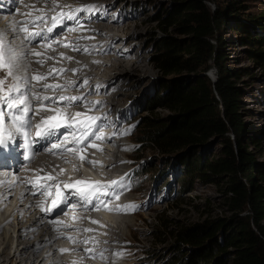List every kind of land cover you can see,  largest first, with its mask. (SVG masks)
I'll return each mask as SVG.
<instances>
[{"label": "rangeland", "instance_id": "1", "mask_svg": "<svg viewBox=\"0 0 264 264\" xmlns=\"http://www.w3.org/2000/svg\"><path fill=\"white\" fill-rule=\"evenodd\" d=\"M6 1L7 0H2V2H4L5 4L7 3ZM218 1L219 5L222 7L229 2L237 1V6H240L241 9L238 14L241 16H245L244 19H254L255 17L259 16H262L264 18V0ZM11 2H13L14 5L12 3L9 6L10 10L13 11V7L17 5L19 8L14 11L18 12V14L23 15V17L18 16V18L20 19L19 24H21V26H27L30 31H35L36 29L33 28L31 23H26L24 25L22 22H28L31 19L27 16V13L32 11L29 5L35 4L36 7H42L43 5H41V0H11ZM67 2L68 0H59L60 4H67ZM92 3L98 4L95 9L77 13L79 25H77L76 21L66 20V23L60 26L61 30L59 32L55 31L51 34H47V40L41 39L39 37L34 40H29V42H33L36 44L28 46L27 49L30 52L35 47L39 48V45L45 46L46 43L51 42L53 38L55 40L65 41V37L67 35L72 36L73 39L65 42L66 44L70 45L68 47H65L62 44H53V58L46 59L45 63L42 64L44 66L39 65L37 66V68L40 72L42 71L48 74L49 70L45 68L50 64H53L51 65V69H55L57 71L53 72L61 73V76H55L54 80L56 79V82L61 81V84L66 85H69L68 83L71 79L67 80L66 78V81L64 82L62 80L65 79V77L63 76V71L66 68L69 69L70 66L71 68H75V72L72 70L70 72V70L68 69L66 70V72H69L72 77L73 75L76 76V72L78 71H80L81 74H87L92 77L89 79L94 81V83L96 84V89L90 92L92 88L91 85L88 86L89 83H81V89H75L76 93L74 92V95L80 92L81 95H85L91 101L94 100L96 104L98 103L94 112L98 114L99 117L98 126L100 131L102 132L101 136H103L104 138L107 137L108 141L106 142L102 139L101 146H105V149L101 148V153L97 154L96 160L98 161V167L96 165V168H103L107 163L109 164L110 162V167L105 170L107 174L102 172V174L107 178L111 177L114 172L120 170H115V149L118 145L117 143L122 141V139H125L128 145L127 151L129 152L126 155V158L122 160L121 166L123 168L121 169V173L122 171H127L128 174L125 179L119 183L118 186L106 190L108 195L104 198V201L109 205H113L109 207L107 211L110 213L109 215L116 217V222L108 225V223H104V219L102 217L103 215L97 216L95 217V221H97L98 223H94L91 225L95 228L92 227L91 229H93V232L91 231L89 233L86 232L84 227L82 226L90 225L89 223L87 224L86 221L90 220L89 218H93L92 214L91 217H89L88 215L83 216L81 214L79 223H77L76 225V235L74 232H69L70 234H72L71 237L74 239H69L67 243H65L66 241L59 240V242L56 240L51 246V250H53V248L57 246L56 252L58 255L63 256V254H65L64 252H66L68 260L71 263L76 261V264H167L168 260L173 256V253L175 252V241L173 238V234L176 230L183 226L199 223L203 220H226L229 218L231 212L229 211L225 203L226 196L224 195L226 178L224 175H221L216 179L212 178L214 179V181H205V178L203 177L183 178L184 171H182L181 167L178 165L179 161H177V157L175 154H161L151 147H147L146 145H137L132 141V139L137 137L138 135L137 133L139 130V122L143 117L152 115L163 118L168 113L163 109H156L152 111L151 114L146 111V101L151 95L154 94L155 90L157 89V82L160 79L166 81L175 76L169 75L167 77H163L155 70L151 63V58L156 53L157 40L161 37V30L158 27L157 17L160 16L163 9L166 7L167 0H93ZM205 5L210 11H213L216 8V4L212 2H206ZM1 9L2 8H0V10ZM59 11L60 10L57 9V12ZM52 14L53 13L49 12L48 16H51ZM91 14L93 15L92 18L101 16V18H103V21L107 22L116 20L115 24H118L115 26H122L121 28L123 29L119 30V32L116 31L118 29H115L113 31L111 30V37L110 35L109 37H100L102 41H97V38H95L93 35L86 37V35H88L89 33V29L86 27V23H84L82 20L86 19L88 15ZM12 15H15V13H13ZM36 15L37 14L35 12L32 13L33 17H35ZM3 17L8 18L9 14L3 15ZM94 22L95 23L90 21L89 24H97L96 21ZM104 23L105 22H103V25L105 26L106 24ZM16 24L18 23L16 22ZM6 26L12 27L13 23L8 21ZM73 27H78V32L80 34L77 31H70V29ZM83 28L88 31L83 32ZM262 31V37H264V27L262 28ZM167 34H172V31H167ZM218 34L219 39L223 42V52L226 54V59L223 60V64L228 69L236 70V73L239 76L238 79L234 81L233 86L239 92V113L240 120L243 126L241 132V142L244 143L246 151L250 153V156L253 158V174L255 176L254 179L256 183L259 185H264V67L258 66L253 60L248 58L247 51L250 49V47L246 45H240L238 43V35L231 29V27H229V25L224 27ZM173 37H175V39H177L178 41L184 39V36L178 37L173 35ZM89 38L90 40H88ZM83 41L85 43L87 42L88 45L96 44L97 49L93 50V52L96 53L92 55V57L93 59L98 58L95 60L97 62L96 66H98L99 68L89 67L90 63L87 61V55L85 53H78V55H76V53L69 50V47H71V45L79 46V48L87 45ZM132 47L134 48L133 52L131 54L128 53L127 55H125L126 52H128ZM104 49H106L107 53L108 51L115 49V52H117V54L112 56L114 58H122L123 62L120 68H124L126 70L124 72V75L118 77V81L116 79L114 86L107 91L101 89L102 87L97 84L111 74V69H109V66L111 64L113 65V61L106 60L108 57L103 56L107 53H99V51H102ZM260 50L264 51V45ZM56 53L58 54L57 56ZM60 53H63L65 57H69L67 53L75 54V56H73L74 61L72 62V59L71 61L67 59L66 62L68 63H63L64 57L59 55ZM110 53L108 54V56L110 55ZM41 58L42 57H40V59ZM81 58L83 59V62H81ZM135 58L138 59V61L135 60ZM74 62L76 63L74 64ZM103 62L105 63L103 64ZM55 64H58L57 68L54 67ZM97 64H100L102 66ZM83 65H87V68ZM61 66L65 67L63 71H59V67ZM209 66L210 67L207 69V71L202 73L201 75L206 76L209 82L213 83L216 79V71L211 63H209ZM78 67H81V70H79ZM114 71L118 72V69H115ZM28 72L30 73L31 70H28ZM115 72H113V74ZM107 73L109 75H107ZM96 78L98 79L96 80ZM54 80L52 79V81ZM39 87L41 86L36 85L35 91H37ZM46 91L50 93L49 89L40 91V93H43L42 95H44ZM71 91L72 89L67 88V86H63L59 90V93L63 96H67V93ZM73 104H76V102H73ZM73 108L76 107L72 106L71 109L73 110ZM65 110H70V107H66ZM107 111V119L105 120L104 115L107 113ZM106 148L108 149L106 150ZM91 149L95 150L94 148ZM91 149L88 150V156ZM220 149L221 144L219 139L211 138L201 147H198L196 149V155L201 157L202 160H214L219 154ZM41 155L42 154H40L39 152L35 153L31 165L32 169L29 171V173H51L55 175L54 173H57L59 171L57 175H55L58 176L55 180L56 183L63 180L64 178L65 180L68 178H66V175L63 174L64 172H61L60 170L57 171L59 167L54 164L52 159H54L56 163L57 160L53 156L51 157V161L55 166L53 164H47L49 162L45 163L44 165L37 164V162L35 161ZM75 156L77 155L75 154ZM75 156H68L69 158L66 156L67 160L63 159L64 163L62 167L64 169H66L67 167L66 170L70 169V171L73 173L70 174L71 176L78 177L79 172L82 168H80L79 163H75ZM188 159H192V156H189ZM41 169H43V171L38 172V170ZM8 175L9 174H6L5 176ZM98 175L100 174L98 173ZM10 176L11 175H9V178ZM12 177L14 178V176H11V179H13ZM119 177L120 174L116 178ZM68 180L69 179L66 180L67 183ZM34 190L35 189H33V192ZM117 195L119 196L118 199L116 198ZM32 197H36V207L40 210L41 215L44 216L39 206L41 203L40 199L38 198V196H34V194L32 195ZM127 197L133 198L132 201L128 202ZM123 199H127V201L126 204H122L121 209L126 208L123 213H125L126 211V215L130 217L129 220L131 221V226L130 228H128V230L124 231V235L122 238L123 242L118 240L119 242H121V246H119V249L116 246L117 243L114 242V240L118 238V234L115 231L116 229H114L115 232H112L110 228H117V226H119V222H121V218L123 217L122 219H124V215L114 213L120 210V207L119 209L117 208V204L118 206H120L119 202H122ZM115 200L120 201L115 204ZM45 201L46 197L44 198V202ZM81 203L84 212L90 213L88 212L89 210H87V206L83 204V202ZM21 204L23 205V203ZM14 205L15 199H13L12 197H8V200L4 201V203L2 202V204L0 205V213L3 212L6 215L10 214L14 210ZM94 205L95 204H93V206ZM130 205H134V207H126ZM94 210L95 208L92 210V213L94 212ZM240 215L244 216L245 212L240 213ZM86 216L89 218L86 219ZM20 218L21 216L18 217V219ZM124 222H126V220ZM51 223L55 225V223H53L52 221ZM15 226L10 224L9 226H3V228L8 232L9 237L8 244L4 246L6 248L5 251L9 252V250L12 248V246L10 245L11 242H13L12 252L15 248H22L20 246V243L19 245H17L18 241L16 236V228H18L19 226ZM13 232H15V234ZM61 232L64 231L61 230ZM1 233L2 230H0V243ZM21 240L23 244H27L28 242V244H30V241L34 240V238ZM85 240H88V242L83 243V241ZM111 241L113 242L111 243ZM68 242L70 244L69 247L71 246L70 248H67ZM89 245L91 246L90 249L92 251L90 253H85V249H88L87 247ZM62 247H66L67 249ZM184 248L186 250L185 246ZM0 249V251H2L4 249L3 246H0ZM100 253H103V257H106V259L101 258ZM118 253H121L122 255H117ZM1 257L5 256L0 255V258Z\"/></svg>", "mask_w": 264, "mask_h": 264}, {"label": "trees", "instance_id": "2", "mask_svg": "<svg viewBox=\"0 0 264 264\" xmlns=\"http://www.w3.org/2000/svg\"><path fill=\"white\" fill-rule=\"evenodd\" d=\"M217 1L167 0L157 15L161 37L151 63L163 77L175 76L157 82L146 101V111L168 113L163 118L143 117L138 135L132 139L158 153L175 154L183 178H226L229 218L203 220L176 230L175 252L167 264H264V185L256 183L253 158L241 142L239 92L233 86L239 76L223 64L226 54L218 36L229 25L237 33L238 43L250 47L248 58L264 67V51L260 50L264 18L246 20L238 14L237 1L223 7ZM206 2L216 8L210 11ZM173 35L184 39L178 41ZM209 63L216 71L213 83L201 75ZM211 138L219 139V154L214 160H202L196 149Z\"/></svg>", "mask_w": 264, "mask_h": 264}, {"label": "snow or ice", "instance_id": "3", "mask_svg": "<svg viewBox=\"0 0 264 264\" xmlns=\"http://www.w3.org/2000/svg\"><path fill=\"white\" fill-rule=\"evenodd\" d=\"M42 7H36L35 4L29 5L32 11L27 13V16L31 19L26 23H31L35 31H30L27 26H22L19 28H0V156L11 155L6 150L9 148V145L13 143L17 136L22 139L20 147L25 150L23 159L29 160L34 157L35 152H30L32 148V141H29L27 138L31 135L29 129H35V137L41 139L55 140L57 138V133L62 128H75L81 132V138H87L88 135H93L96 140H101L104 137L96 134L95 132H90L89 130L93 128L96 123L97 118L87 114L88 111H91L90 108H87L86 111H76L74 113H68L65 111V108L68 106H75L77 108L81 107L83 100H86L87 97L80 96H60L58 99L60 101H67V104L61 108L55 106V100L48 96L42 95L40 92H36L34 89L36 85L32 84L33 80L37 82L44 81L41 85L44 89H49L55 91L56 89L62 88L61 85H52L47 83L48 76L52 74L55 69H49L47 75L37 74L32 75L28 72V65L25 63L28 58V51L23 48V42L20 45L14 44L16 31H22L26 33L24 39L34 40L37 37L47 40V34L53 33L57 27L63 25L64 21L72 20L76 21L79 25V20L77 19V13L91 11L95 9V5H85V6H73L71 4H60L59 0H41ZM57 9L60 11L57 12ZM35 12L37 15L32 16V13ZM53 13L51 16H48V13ZM47 17V19H46ZM70 31H79L78 27H73ZM53 44H62L65 47L70 46L66 44L64 40H55L54 38L51 42L46 43L45 47L47 49L52 48ZM74 51H85L88 49H81L75 45H71ZM31 55L42 57L37 63L43 64L46 59H52V57H45L44 53L36 51L35 48L31 50ZM65 59L71 60L72 57H65L63 53H60ZM63 71V70H60ZM75 71V70H73ZM87 84V80L83 82ZM33 101L39 102V108L37 109L33 105ZM43 101H51V104L45 105ZM80 101V104H73V102ZM33 112L34 116H40L39 122L33 124V117H29L28 113ZM51 113L49 115L41 116V113ZM6 121L8 122L6 125ZM98 132V129H97ZM73 141L75 143H80V138L76 137L75 132H72ZM68 142V138L64 137L59 143L53 142L51 147L47 149L49 152L54 150L61 149L65 147V144ZM95 146V145H93ZM71 151V150H69ZM83 160L84 157H81ZM90 163H98L92 162ZM28 170L27 168L25 169ZM43 171V169L39 170ZM61 172H64L65 169H61ZM15 179H5L0 180V186L8 184L9 187L15 186ZM41 179L44 180L41 183ZM56 180L55 176L48 174L44 178H28L24 181L26 184H32L33 188L37 191H40L41 195L47 199H51V207H45V202L40 203L41 211L51 212L55 208H59L61 204H68L70 197H77L80 202L87 205L92 203L93 199H98L99 195L103 193L108 195L104 191L99 181H87V180H78L72 184L66 182H59L56 184H48L47 181ZM119 181L113 180L110 181L108 186H118ZM61 184L64 189H75V191H70L65 194L61 189ZM31 190V189H30ZM118 199L119 196L117 195ZM2 202V201H0ZM106 206V205H105ZM75 209V204L72 205ZM94 207H96L94 205ZM120 206H117L119 209ZM134 207V205L126 206ZM98 210V208H97ZM77 217H73L76 219ZM93 223H98L97 221H92ZM53 223H60L59 221H53ZM68 227V225H66ZM2 230V226H0ZM85 231L91 232L93 229H85ZM69 239H74L69 237ZM85 240L83 243H87ZM63 251V250H62ZM91 249H85V252H91ZM117 255H122L118 253ZM101 258L103 253H100ZM76 264V262H73Z\"/></svg>", "mask_w": 264, "mask_h": 264}, {"label": "bare ground", "instance_id": "4", "mask_svg": "<svg viewBox=\"0 0 264 264\" xmlns=\"http://www.w3.org/2000/svg\"><path fill=\"white\" fill-rule=\"evenodd\" d=\"M15 1V0H14ZM26 1H28V0H26ZM93 2V0H68V2H67V4H71V5H73L74 7L75 6H85V5H95L96 3H92ZM7 2V5L6 6H4V5H2L0 8H2L1 10H0V28H4V27H7L6 26V24L8 23V21H10V22H12L13 23V26L12 27H7V28H9V29H11V28H19V27H22L21 26V24H19V21H20V19L18 18V16H20V17H23V15H21V14H18V12H15L14 10H16L17 8H19L17 5L15 6V7H13V11L12 10H10V8H9V6L13 3V2H11V0H7L6 1ZM31 2V1H30ZM25 3V2H24ZM29 3V2H28ZM39 4V3H38ZM103 4V3H102ZM13 5H14V3H13ZM37 5V4H36ZM41 5H42V3H41ZM98 4H96L95 6H97ZM25 6V5H24ZM26 7H28V6H26ZM39 7V6H38ZM104 8V7H103ZM25 9V8H24ZM86 12V11H85ZM13 13H15V15H12ZM5 14H9V17L7 18V17H3V15H5ZM92 14L91 15H88V17L86 18V19H84V20H82L84 23H86V27L89 29V33H88V35H86V37L88 36H94L95 38H97V41H102L101 39H100V37H109V35L111 34V30L113 31V30H115V29H118V30H116L117 32H119V30H121V29H123V28H121L122 26H115V25H117V24H115L116 23V20L115 21H103V18H101V16H99V17H96V18H92ZM2 20V21H1ZM90 21H92L93 23H95L94 21H96V23L97 24H92V23H90L89 24V22ZM16 22L18 23V24H16ZM103 22H105L104 24H106L105 26L103 25ZM24 25L26 24V22H22ZM11 24V23H10ZM89 24V25H88ZM83 25H85V24H83ZM120 27V28H119ZM81 28V27H80ZM86 28V29H87ZM84 30H83V32H87L86 30H85V28H83ZM61 30V28H60V26L59 27H57L56 28V30L55 31H57V32H59ZM81 30V29H80ZM54 31V32H55ZM78 32V31H77ZM79 33V32H78ZM113 33V32H112ZM55 34V33H54ZM77 34V33H76ZM80 34V33H79ZM13 35H15V40H13V43L14 44H17V45H20L22 42H23V40H24V37L26 36V33H23L22 31H16L15 33H13ZM85 35V34H84ZM77 36H79V35H77ZM82 36V35H81ZM131 36V35H130ZM110 37H111V35H110ZM120 37V36H119ZM71 39H73L72 38V36H70V35H67L66 37H65V42H68L69 40H71ZM106 39V38H105ZM110 39V38H109ZM117 39V38H116ZM115 39V40H116ZM88 40H90V38L88 39ZM77 41V40H76ZM84 42V41H83ZM80 43V42H79ZM85 43V42H84ZM83 43V44H84ZM91 43V42H90ZM32 44H36V43H33V42H29V40H24V44L22 45L23 46V48L24 49H26L27 51H28V58H27V61H25V63L28 65V70H31V72H30V74H44V75H47L45 72H40L39 70H38V68H37V66H39V65H41V66H44V65H42V64H40V63H37V61L38 60H40V57H35V56H33V55H31V51L29 52V50L27 49V47L28 46H31ZM85 44H87V42L85 43ZM98 45V44H97ZM76 47H79V46H76ZM97 46H96V44H87V45H85V46H82L81 47V49H84V48H86V49H88V51L87 52H85V51H83V50H81V51H74L73 49H72V47H69L70 49L69 50H71V51H73L74 53H76V55H78V53L79 54H83V53H85L87 56H86V59H87V61L90 63V66L89 67H91V68H99L98 66H96V60L95 59H98V58H95V59H93V57H92V55H94L95 53L93 52V50L94 49H97L96 48ZM99 48V47H98ZM101 48V47H100ZM102 49V48H101ZM100 49V50H101ZM35 50L36 51H39V52H41V53H44V55L46 56V57H52L53 58V55H54V53L52 52V49H47L45 46H42V45H39V48H37V47H35ZM133 50H134V48L132 47L128 52H126V54L125 55H127L128 53L129 54H131L132 52H133ZM112 51V52H111ZM111 51H108V53L106 52V49H104V50H102V51H99V53H101V54H103V53H107V54H104L103 56L104 57H108L106 60H111V61H113L112 63H113V65L111 64L110 66H109V69H111L110 71V75L107 73V75H109L108 77H106L104 80H102V81H100V82H98L97 84H99L102 88L101 89H103V90H105V91H107L108 89H111V87H113L114 86V84H115V81H116V79H117V81H118V77H120V76H122V75H124V72L126 71L124 68H120L121 66H122V62H123V60H122V58H114L112 55H115V54H117V52H115V49H113V50H111ZM57 52V51H56ZM111 52V53H110ZM58 53V52H57ZM56 53V56L58 55ZM110 53V55L108 56V54ZM118 53H120V52H118ZM123 54V53H122ZM60 55V54H59ZM66 55V54H65ZM67 55L69 56V57H72V62L74 61V59H73V56H75V54H69V53H67ZM120 55V54H119ZM117 57V56H116ZM122 57V56H121ZM78 58V57H77ZM124 58V57H123ZM64 59V61H63V63L64 62H66V60L67 59H65V58H63ZM82 59V58H81ZM135 60H137L138 61V59H136L135 58ZM134 60V61H135ZM71 61V60H70ZM86 61V62H87ZM54 62V61H53ZM71 62V63H72ZM81 62H83V59H82V61ZM66 63H68V62H66ZM76 62H74V64H75ZM85 63V62H84ZM88 63V64H89ZM101 63V62H100ZM105 62H103V64H104ZM86 64V63H85ZM51 65H53V64H50L49 66H47L45 69H51ZM58 64H55V66L54 67H58L57 66ZM97 65H100V64H97ZM128 65V64H127ZM79 66V65H78ZM84 66V65H83ZM100 66H102V65H100ZM104 66H106V65H104ZM84 67H86L87 68V65L86 66H84ZM83 67V68H84ZM79 68V70H81L80 68L81 67H78ZM63 70V69H65V67H59V71L60 70ZM68 68H66L64 71H63V73L66 75H64L63 74V76L65 77V79H62L64 82L66 81V78H67V80H70V82L68 83L69 85H67L68 86V88H70V89H72V91L71 92H69V93H67L68 95L67 96H76V94L74 95V92H75V89H81V83H83L85 80H88V82L87 83H89L88 84V86L89 85H91V90H90V92H92L94 89H96L95 87H96V84L94 83V81H92V80H90L89 78H92L90 75H87V74H81V72L80 71H78V72H76L77 73V75L75 76V75H73V77H72V75L71 74H69V72L67 73L66 72V70H67ZM115 69H118V72H115L114 70ZM68 70H70V72H71V70L73 71V70H75V68H71V66H70V68L68 69ZM83 70V69H82ZM95 71V70H94ZM40 72V73H39ZM57 72V71H56ZM75 72V71H74ZM90 72V71H89ZM97 72V71H96ZM113 72H115L114 74H113ZM73 74H75V73H73ZM89 74V73H88ZM101 74H102V71H101ZM61 76V73H59L58 72V75H55V72H52V74L48 77V79H47V83L48 84H52V85H56V84H58V85H61V86H66V85H64V84H61L62 82L60 81V82H56V80L55 81H52V79L54 80V77L55 76ZM92 75V74H91ZM97 75V74H96ZM99 75V74H98ZM104 78V77H103ZM98 78H96V80H97ZM102 79V78H101ZM100 79V80H101ZM58 80V79H57ZM60 80H61V78H60ZM44 83V81H40V82H37L36 80H33L32 81V84L33 85H42ZM83 85V84H82ZM42 89V90H41ZM65 89V88H64ZM74 89V90H73ZM35 90V89H34ZM43 90H45L44 88H42V87H39L38 89H37V91L36 92H40V91H43ZM68 90V89H67ZM87 90V89H86ZM48 91V90H47ZM45 92L44 93V95H48V96H50V97H52L54 100H55V102L57 103V96L56 95H53V94H51V93H48V92ZM99 91V90H98ZM85 92H88V91H85ZM95 92V91H94ZM114 92V91H113ZM76 93V92H75ZM100 93V92H99ZM109 93V92H108ZM43 94V93H42ZM86 94V93H85ZM66 95V94H65ZM77 95H80V97H84L85 95H81L80 94V92L79 93H77ZM105 95V94H104ZM63 96V95H62ZM106 99V98H105ZM111 99V98H110ZM112 100V99H111ZM107 101V100H106ZM44 102V101H43ZM79 102L80 101H76V104H79ZM55 103V104H56ZM101 103V102H100ZM67 104V101H63V103H62V106H65ZM98 104V103H97ZM97 104H96V106H97ZM105 104V103H104ZM33 105L34 106H37V105H39V102H37V101H33ZM113 105V104H112ZM81 106H83V105H81ZM102 106V105H101ZM111 106V105H110ZM112 110H113V108H112ZM73 113L74 112H76V111H83V110H81V109H78V108H73ZM89 112V111H88ZM87 112V113H88ZM48 115L50 114V113H47ZM107 114H108V111H107V113L104 115L105 116V120L107 119ZM102 118V117H101ZM34 120L36 121V120H38V118H34ZM7 122V121H6ZM107 126V125H106ZM115 133V132H114ZM124 134V133H123ZM123 136V135H122ZM127 136V135H126ZM107 138V137H106ZM106 138H103V140H105L106 142L108 141V138H107V140H106ZM121 138V137H120ZM115 143H116V141H115ZM114 143V144H115ZM118 144V145H117ZM116 145V154H115V156L116 157H114L115 159H114V165L116 166V168H115V170H117V169H120V170H118V171H116L114 174H113V178H112V180H117V179H119V178H116V177H118L119 176V174H121V169L123 168L121 165V163H122V160H124V158H126V155L128 154V152L129 151H127V143H126V140L124 139H122V141H120L119 143H117ZM102 147V149L105 147V146H101ZM102 149H101V151H102ZM105 149V148H104ZM108 148H106V150H107ZM101 151H95L96 153H93V152H90V154H89V156H87V157H84V159L82 160L81 158H79V157H77L76 158V156H75V158H76V162L75 163H79V165H80V168H82L81 169V172H79V176L81 175V173L83 172V173H85L86 174V176L87 175H89L90 176V178H95V175H93L89 170L91 169V168H93V166L94 165H97V167H98V163H90V161H92V162H98L96 159H97V155L96 154H100L101 153ZM109 151V150H108ZM99 152V153H98ZM37 153V152H36ZM108 153H110V152H108ZM107 153V154H108ZM77 156H81V154H78V153H75ZM106 154V153H105ZM114 154V153H113ZM108 156V155H107ZM52 156H48V155H41L40 157H38V159H37V157H36V161L35 162H37V164H40V165H44L45 163H47V162H49V163H47V164H53V162L54 163H56V161L54 160V159H52L51 158ZM68 157V156H67ZM67 157L66 156H64L63 158H60L59 156H56V157H54V158H56V160H57V165H58V167H59V170H61V169H64L62 166H63V161L64 160H67ZM99 157V156H98ZM106 157V156H105ZM0 158H1V156H0ZM69 158V157H68ZM51 159L53 160V162L51 161ZM64 159V160H63ZM71 160V159H70ZM78 161V162H77ZM106 161H111V160H106ZM66 162V161H65ZM104 162H105V160H104ZM110 162H109V164L107 163L106 164V166H104L103 168H101V170H102V172H104L105 174H107L106 173V171L105 170H107L109 167H110ZM32 161L29 163V165H24L23 167H22V170H21V172L20 173H17L16 172V170H17V167H15L14 168V171H13V174H14V176L15 177H18L19 179L18 180H16V182H15V186H13V187H9V185L8 184H4V185H2V186H0V201H2L3 203H4V201H6V200H8V197H12L13 199H15V205H14V210L10 213V214H8V215H6V214H4L3 212H1L0 213V226H2V233H1V243H0V246H3V250L2 251H0V255H4L5 257H1L0 258V264H73V263H71L69 260H68V258H67V256H66V253L65 254H63V256H60V255H58L57 254V246H55V248H53V250H51L52 248H51V246L53 245V243L57 240V241H59V240H62V241H66L65 243H67V241H69V236L71 237L72 236V234H70L69 232L71 231V233L72 232H74L75 233V235H76V232H77V223H79V221H76L75 223L71 220V219H73V217H70V213L72 212V210H70V209H67V212H69V214L66 212V215H65V218L64 219H62V221H59L60 223H55V225L54 224H52L51 223V221L53 222L54 220H55V218H54V220H53V218L50 220V218H47V217H44V216H42L41 215V213H40V210L36 207V203H37V199H36V197H32V196H30L29 195V193L31 192V190H29L28 188H27V186H28V184H26V183H23V181H25V180H27L28 178H30V177H35L34 175H36V173L34 172H32L31 174H29V171L32 169ZM39 165V166H40ZM79 165H77V166H79ZM37 166V165H36ZM55 166V165H54ZM68 166V165H67ZM86 166V167H85ZM0 167H4V165H3V163H0ZM28 169L27 171L25 170V169ZM52 168V167H51ZM3 169H7V168H3ZM54 169V168H53ZM66 169H67V167H66ZM65 169V171H64V175H66V178L67 179H69V180H71L72 178H74V179H78V177H74V176H71L70 174H73L71 171H70V169L69 170H66ZM97 169H99V168H97ZM93 171H95L94 169H92ZM56 171V170H55ZM58 171V170H57ZM67 171H68V173H67ZM92 171V172H93ZM38 172H39V170H38ZM59 172V171H58ZM57 172V173H58ZM101 172V173H102ZM5 173V172H4ZM4 173H1L0 175H2L1 177H0V180H5V179H10L11 180V176H10V178H9V175L8 176H5L4 175ZM7 173V172H6ZM57 173L55 172L54 174L55 175H57ZM99 172L97 171V174H98ZM62 174V175H63ZM38 176H41V174H39ZM99 176H102V177H105L103 174L102 175H99ZM13 178V177H12ZM66 179V180H67ZM43 180V179H42ZM65 180V179H64ZM32 185V184H31ZM33 186V185H32ZM32 189H35V188H33L32 187ZM38 192H40V191H37L36 189L34 190V192H33V194H36V193H38ZM12 194V196H11V194ZM42 197V196H41ZM128 198V197H127ZM132 199L133 198H128V202L129 201H132ZM95 200V199H94ZM120 201V200H119ZM118 201V202H119ZM126 201H127V199L125 200V199H123V201L121 202H119V204H120V210L119 211H116V212H114V213H116V214H122V215H124V219H122L121 218V222H119V226H117V228L116 227H114V228H110V230L112 231V232H117V234H118V238H116V240H114V242L115 243H117V248H119L120 249V247L119 246H121V242H119V241H122V238H123V235H124V231H126V230H128V228H130V226H131V221L129 220L130 219V217H128L127 215H126V211H125V213H123V211L124 210H126V208H122L121 209V207H122V204L124 203V204H126ZM2 202H0V205L2 204ZM21 203H23V205L21 204ZM133 203V202H132ZM77 205H79L78 203H76ZM104 204V201H103V199H100V206H102ZM107 204V203H106ZM130 204H131V202H130ZM118 205V204H117ZM113 206V205H112ZM131 206V205H130ZM25 208H26V210H25ZM95 208V207H94ZM4 209V208H3ZM0 210H1V207H0ZM75 210L77 211V212H79V213H81V212H83V216H84V214L86 213V212H84V210L82 209V208H78V207H76V205H75ZM128 210V209H127ZM81 211V212H80ZM100 212H101V214L103 215L102 217H103V221H104V223L106 222V224L108 223V225L110 224L111 225V223H113V222H116L117 221V219H116V217L115 216H112V215H109L110 213L108 212V211H101L100 210ZM111 212V211H110ZM106 213V214H105ZM134 213V212H133ZM89 217H91V213H86ZM54 216H55V214H53ZM19 216H21V218L20 219H18V217ZM58 216L60 217L61 215L60 214H58ZM82 216V217H83ZM118 216V215H117ZM5 217V218H4ZM87 217V216H86ZM88 217V218H89ZM90 220H88V221H86L87 222V224L89 223L90 225H88V226H85L84 224V226H82V227H84V229H91L92 227H94V226H91L92 224H94L92 221H95V217L94 218H89ZM80 220V219H79ZM82 220V219H81ZM126 220V222H124ZM56 221V220H55ZM83 221H84V218H83ZM109 221V222H108ZM81 222V221H80ZM101 223V222H100ZM9 224L10 225H18L19 227L18 228H16V233H17V245H19V243H20V246L22 247L21 249H18V248H15L14 249V251L12 252V249H13V242H11L10 243V245L12 246V248L9 250V252L8 251H5V247L4 246H6L7 244H8V239H9V237H8V232L3 228V226H9ZM66 225H68V227H66ZM16 227V226H15ZM104 227V226H103ZM59 228V229H58ZM95 228V227H94ZM62 231H64V232H61V230ZM70 229H72V230H70ZM83 229V228H82ZM114 229H116L115 231H114ZM96 230V229H95ZM15 231V230H14ZM86 232H88V231H86ZM93 232V231H92ZM14 234H15V232H13ZM73 233V234H74ZM90 233V232H89ZM92 235V234H91ZM97 235V234H96ZM84 236V235H83ZM120 236V237H119ZM30 238H34V240H32V241H30V244H23L22 243V240L21 239H30ZM85 239V238H84ZM19 240H20V242H19ZM119 240V241H118ZM88 241V240H87ZM91 241V240H90ZM99 241V240H98ZM60 242V241H59ZM113 241H111V243H112ZM123 242V241H122ZM75 243V242H74ZM91 243V242H90ZM95 243V242H94ZM54 245H56V244H54ZM69 242H68V247L67 248H70L69 247ZM78 246V245H77ZM102 246V245H101ZM62 248H66V247H62ZM66 248V249H67ZM74 248V247H73ZM78 248V247H77ZM75 249V248H74ZM1 250V249H0ZM61 250V249H60ZM65 250V249H64ZM76 250V249H75ZM79 250V249H78ZM102 250V249H101ZM116 250H118V249H116ZM67 251V250H66ZM80 251V250H79ZM69 252H70V250H69ZM99 252V251H98ZM86 253V252H85ZM108 255V254H107ZM51 257V258H50ZM77 257V256H76ZM110 258V257H109ZM50 260V261H49ZM77 260H79V259H77ZM76 262V261H75ZM79 262H82V261H79ZM78 264V263H77ZM82 264V263H81Z\"/></svg>", "mask_w": 264, "mask_h": 264}, {"label": "clouds", "instance_id": "5", "mask_svg": "<svg viewBox=\"0 0 264 264\" xmlns=\"http://www.w3.org/2000/svg\"><path fill=\"white\" fill-rule=\"evenodd\" d=\"M98 171H99V174L102 175V173H100V172H102V171H101V170H98ZM114 203L117 204L118 201H116V202H114ZM117 206H118V205H117ZM82 214H83V213H82ZM98 214H99V215H98ZM97 215L100 216V215H102V214H101V212H100V213H95V212H93L92 217H93V218H94V217H97Z\"/></svg>", "mask_w": 264, "mask_h": 264}]
</instances>
